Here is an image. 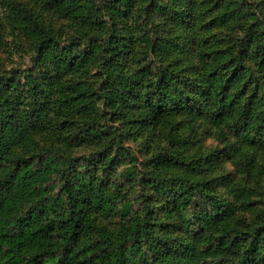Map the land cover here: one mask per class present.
<instances>
[{
  "label": "trees",
  "instance_id": "trees-1",
  "mask_svg": "<svg viewBox=\"0 0 264 264\" xmlns=\"http://www.w3.org/2000/svg\"><path fill=\"white\" fill-rule=\"evenodd\" d=\"M36 1L85 23L63 46L69 41L52 27L3 0L46 65L40 73H0V264H264V214L246 227L234 224L238 206L213 186L182 179L167 186L153 176L170 204L168 221L158 225L149 206L133 205L143 179L128 187L117 179L122 162L136 157L130 147L111 139L77 156L36 139L69 132L76 123L66 112L100 101L97 89L59 83L88 72L93 61L104 70L101 81L121 70L116 93L102 103L125 115L133 137L183 110L228 125L264 150V0H155L138 25L118 19L126 0H84L85 8L78 0ZM57 88L59 98L51 93ZM136 110L141 118L133 119ZM88 125L85 138L104 143L107 127ZM177 160L166 156L164 164L184 161ZM117 211L121 229L98 225L99 215L112 219Z\"/></svg>",
  "mask_w": 264,
  "mask_h": 264
},
{
  "label": "rangeland",
  "instance_id": "rangeland-1",
  "mask_svg": "<svg viewBox=\"0 0 264 264\" xmlns=\"http://www.w3.org/2000/svg\"><path fill=\"white\" fill-rule=\"evenodd\" d=\"M12 1L21 5L24 12H28L34 19L42 22L45 27H52L62 41H69L62 42L63 46L71 43L72 35L79 23H85L83 17H72L71 21L66 19L69 17L68 11L63 14L55 10L43 11L41 3L36 0ZM83 1L78 0V3L83 5ZM197 1L200 5L203 0ZM155 6H157L155 0H126L124 6H121V17L118 19L121 20L125 15L126 21L138 25L142 22V15L144 19L147 18L148 13L145 11L152 12ZM9 11L8 8L3 7V0H0V73H20L25 69L40 73L46 64L37 62L36 43L15 26ZM182 42L181 47L186 51L184 40ZM146 43L145 39L140 45L138 43L136 48L141 49ZM92 56L94 55L91 54L89 58ZM89 64L88 72L66 75L63 78L64 82L61 79L59 83L97 89L100 101L88 99L92 105L86 104L80 113L78 109L68 110L66 115L70 121L76 123L69 132H40L36 136L37 140L77 156H88L97 152L111 139L115 143L130 147L136 157L122 162L116 173L117 179L126 187L134 180L138 183L139 178L143 179L144 185L140 183L142 187L132 191L133 205L137 209L149 206L158 225L168 221L166 207L170 204L164 193L165 188L151 185L153 176L163 180V184L167 186L179 179L191 182L202 181L213 186L217 194L238 206L239 209L232 218L234 224L246 227L249 223H256L262 219L264 150L248 142L245 136L235 133L228 125H218L211 119H194L191 114H186L187 112L183 110L169 114L158 124L157 131L154 129L144 136L133 137L136 132L126 123L125 115L112 105L107 103L103 105L109 92L116 93L121 70L112 71L106 76L107 80L101 81L100 72L104 70L97 67L98 62L93 64V61H90ZM60 90L57 88L51 93L55 95ZM195 94L197 93L193 91L192 95L197 97L198 95ZM60 96L62 94H57L56 98ZM141 114L142 111L136 110L133 119L141 118ZM90 122L101 123L107 127L108 136L104 143L91 137L85 138L84 132L89 129ZM166 156L184 161L181 164L170 161L164 164ZM249 203L253 206L245 207V204ZM124 222V217L118 214V211L112 219L99 215L97 220L100 227L110 231H118Z\"/></svg>",
  "mask_w": 264,
  "mask_h": 264
}]
</instances>
